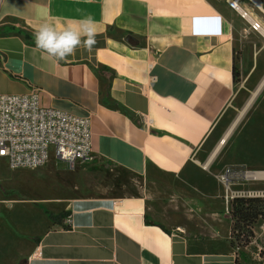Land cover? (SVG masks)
<instances>
[{"label":"crops","instance_id":"crops-1","mask_svg":"<svg viewBox=\"0 0 264 264\" xmlns=\"http://www.w3.org/2000/svg\"><path fill=\"white\" fill-rule=\"evenodd\" d=\"M236 12L213 0H4L0 95L37 89L42 107L90 118L95 161L138 177L143 193L68 203L17 196L2 160L0 264H236L226 197L252 190L244 181L228 189L226 171L195 162L233 94ZM89 16L91 52L57 60L36 47L41 24ZM251 172L264 186V171ZM64 212L58 223L49 217ZM255 234L262 248L264 223Z\"/></svg>","mask_w":264,"mask_h":264},{"label":"rangeland","instance_id":"rangeland-1","mask_svg":"<svg viewBox=\"0 0 264 264\" xmlns=\"http://www.w3.org/2000/svg\"><path fill=\"white\" fill-rule=\"evenodd\" d=\"M213 1L237 10L232 8V2L237 0ZM240 6L262 19V14L250 0H240ZM238 12L240 53L236 61L237 78L233 94L195 159L197 167L207 166L206 171L211 174L224 173L228 169L236 172L264 171V39L250 30L242 13ZM2 169L6 176L4 186L15 190L17 196L59 199L68 203L77 198L123 199L140 197L143 193L141 179L99 161L78 163L75 168L66 169L61 161L52 157L50 163L37 170L11 171L3 160ZM240 188L253 191L263 190L264 186L247 182ZM217 204L222 212L221 202ZM222 219L225 229L232 221L231 216ZM263 223L260 222L255 230L260 231ZM259 244L262 248L255 239L247 248H240L235 242L232 250L238 256L239 264H264V255L260 256L264 254V238Z\"/></svg>","mask_w":264,"mask_h":264},{"label":"built area","instance_id":"built-area-1","mask_svg":"<svg viewBox=\"0 0 264 264\" xmlns=\"http://www.w3.org/2000/svg\"><path fill=\"white\" fill-rule=\"evenodd\" d=\"M250 1L260 11L262 19L245 10L241 16L250 30L264 39V1ZM3 2L0 0V8ZM91 140L90 118L42 107L37 89L25 95H0V162L6 161L11 171L37 170L46 166L52 157L70 169L78 163L93 162L96 156ZM256 174L228 169L221 182L230 189L235 181L260 180L262 176ZM247 195L264 198V192L248 191ZM232 200L226 197L227 204Z\"/></svg>","mask_w":264,"mask_h":264},{"label":"clouds","instance_id":"clouds-1","mask_svg":"<svg viewBox=\"0 0 264 264\" xmlns=\"http://www.w3.org/2000/svg\"><path fill=\"white\" fill-rule=\"evenodd\" d=\"M97 35L96 21L89 16L69 21L62 27L45 22L34 31V40L36 47L48 58L64 60L80 48L91 52L97 43Z\"/></svg>","mask_w":264,"mask_h":264},{"label":"trees","instance_id":"trees-1","mask_svg":"<svg viewBox=\"0 0 264 264\" xmlns=\"http://www.w3.org/2000/svg\"><path fill=\"white\" fill-rule=\"evenodd\" d=\"M29 39V37H26ZM234 77L237 78L236 66L234 68ZM68 216L67 212L58 216L49 214L53 222L58 223ZM230 216L232 220L231 226V247L234 248L235 242L240 248H247L256 239L255 227L264 222V198L260 197H238L231 201ZM264 254L261 253L260 256ZM236 264H239L238 256H236Z\"/></svg>","mask_w":264,"mask_h":264},{"label":"bare ground","instance_id":"bare-ground-1","mask_svg":"<svg viewBox=\"0 0 264 264\" xmlns=\"http://www.w3.org/2000/svg\"><path fill=\"white\" fill-rule=\"evenodd\" d=\"M235 9L239 10L242 13V9L240 8V5L237 2H232ZM251 176V175H250ZM255 176H260V174H256Z\"/></svg>","mask_w":264,"mask_h":264}]
</instances>
